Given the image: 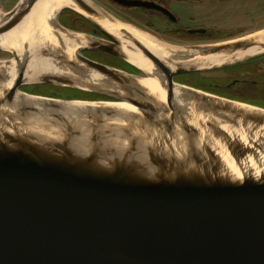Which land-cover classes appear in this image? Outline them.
<instances>
[{"label":"water","instance_id":"1","mask_svg":"<svg viewBox=\"0 0 264 264\" xmlns=\"http://www.w3.org/2000/svg\"><path fill=\"white\" fill-rule=\"evenodd\" d=\"M71 1L75 7L66 5L48 20L57 47L37 49L26 41L19 51L0 45V53L12 56L0 60V264H264V107L175 81L264 54V36L173 44L95 0ZM112 1L177 21L156 1ZM40 2L19 0L10 11L0 7V38L17 30ZM64 10L91 23L94 34L63 26ZM94 17L149 35L168 57L126 30L114 36ZM63 35L77 44L73 55ZM124 41L151 62L152 73L131 63ZM84 51L118 57L143 75L90 59ZM212 55L228 59L201 64ZM35 58L60 71L27 79L34 75L29 65ZM145 78L159 82L165 100L142 85ZM39 85L111 100L22 90ZM105 103H127L133 110ZM249 160L262 170L256 172Z\"/></svg>","mask_w":264,"mask_h":264},{"label":"rangeland","instance_id":"2","mask_svg":"<svg viewBox=\"0 0 264 264\" xmlns=\"http://www.w3.org/2000/svg\"><path fill=\"white\" fill-rule=\"evenodd\" d=\"M95 1L104 6V8L107 7L109 12L123 21L159 36L165 42L183 45L181 44V40L170 35H165L163 32L157 33L155 29L150 28L147 24L149 21H152V19L145 13L138 10L123 8L111 0ZM160 1H164L166 3L167 7L178 17L182 25H202L206 28H214L216 30V36L219 38H238L252 33L253 31L264 29V0ZM18 2L19 0H0V7L4 11H10L17 5ZM158 25V28H163L160 23H158ZM78 31L83 32V30ZM6 55L8 54L1 53L0 60H5L7 58ZM8 57L12 58L10 54ZM248 74L249 73L246 72L245 69L240 71V69L236 66L225 70L221 69L219 71H209L208 73L181 75L177 76L176 79L196 86L198 85L195 81L198 80L205 82L204 84L212 82L219 83L223 86L237 76L242 77L244 75L247 76ZM213 88L221 89V93L239 99L236 97L237 95L232 94L229 89L224 87ZM26 91L41 96H52L56 91L60 95L57 97L65 98H73V96L76 95L70 91H64L63 88H53L45 85L26 87Z\"/></svg>","mask_w":264,"mask_h":264},{"label":"bare ground","instance_id":"3","mask_svg":"<svg viewBox=\"0 0 264 264\" xmlns=\"http://www.w3.org/2000/svg\"><path fill=\"white\" fill-rule=\"evenodd\" d=\"M66 5H71L75 7V4L71 0H42V2L38 3L31 14L24 20V22L17 28V30L8 33L7 35L0 38V45L4 48H11L15 50L22 51L23 44L27 41L28 43H31L32 41L36 43V48L41 49L46 44H49L52 47H57L58 42L57 39L53 33V28L50 27L48 20L52 19L55 15V13L62 7ZM78 11L83 12L81 9H78ZM93 18V16H92ZM96 21H98L107 31H109L111 34H113L116 37H120V31L126 30L129 33H131L133 36H135L137 39L142 41L145 45H147L149 48H151L155 53L159 55L161 58H167V52L163 51V48L155 43V41L149 37V35L145 33H141L140 31H137L131 26L124 25L119 22H113L106 18H99L94 17ZM247 37H255L260 38L264 36V30H260L257 32H254L252 34L246 35ZM63 39L66 44L67 54L73 55L77 44H75L74 41H71L70 37L63 35ZM129 41H124L123 49L131 61L132 64L138 66L140 69L152 73L153 71V65L151 62H149L141 53L134 47H130ZM246 55V53L239 54ZM225 59H228V56L225 55H212L207 58H202L200 60L201 64L205 63H221ZM29 70L33 72L34 75H31L28 73L27 79L34 80L36 79V74L38 72L42 73H53V72H59L60 69L55 67L49 60L42 59L38 60L37 58L33 59L29 65ZM142 85L146 87L150 93L153 95H156L161 100H165V91L161 88L159 82L156 79L152 78H145L142 81ZM11 83V82H10ZM76 106H84L86 104H83L82 102H75ZM74 104V106H75ZM104 107L108 108H114V109H126L129 111H132L133 108L128 105L127 103H105L102 104ZM73 107V106H72ZM69 110H71V106L68 107ZM199 119H203L202 116L194 117L193 122H197ZM227 130H233L232 128H229L228 126H223ZM236 131V130H234ZM239 133L243 140L246 141L245 134L242 131H236ZM221 153L224 157V159L229 162V166L234 169L233 172L240 175V173L237 171L233 163L229 158H226V153L221 150ZM263 164H264V156L262 158ZM249 165L257 172L261 167H259V163H255L252 160H249ZM262 170V169H261Z\"/></svg>","mask_w":264,"mask_h":264},{"label":"flooded vegetation","instance_id":"4","mask_svg":"<svg viewBox=\"0 0 264 264\" xmlns=\"http://www.w3.org/2000/svg\"><path fill=\"white\" fill-rule=\"evenodd\" d=\"M151 1H156L160 5H163L167 9H169L164 1H160V0H151ZM115 4H117V3H115ZM117 5L121 6L119 4H117ZM121 7L127 8L124 6H121ZM105 8L108 10L107 7H105ZM127 9L138 10L140 12L145 13L146 15H148L152 19V21H149L147 24L150 28L155 29L157 33L163 32L165 35H170L172 37H175V38L181 40V44H183V45L210 44V43H216L219 41L234 39V37H232V38H226V37H220L219 38V37H217L216 36L217 35L216 30L214 28H206L202 25L184 26L180 23L178 17L170 9L169 10L177 17V21L171 20V18L167 14H164L163 12L158 11V10L145 9V8H127ZM68 11L69 10H64L61 13L60 23L70 30L78 31V30H76L70 26H67L61 20L63 18V16L68 18L69 21H71L73 19ZM75 18L78 19L79 17L76 16ZM80 22H82V21H80ZM158 23H160L163 28H158V26H159ZM89 24L91 25V26H89L90 30L89 31H83V32L92 35V34H94L93 31L95 28L91 23H89ZM192 30H205V32L204 33H198V32H193ZM261 30H263V29H261ZM257 31H260V30L253 31L252 33L257 32ZM148 33H150V32H148ZM252 33H249V34H252ZM150 34H152V33H150ZM95 35L97 37L102 38V39H106V40L108 39L102 33H96ZM152 35L155 36L156 38H158L159 40L160 39L162 40V38H160L159 36H156L154 34H152ZM244 36H246V35H244ZM244 36H241V37H244ZM196 41H201V42H196ZM82 53L85 56H87L88 58L93 59L95 61H99L103 64H106V65H109V66H112V67H115L118 69L125 70L129 73H133V74H137V75H143L141 72H139L136 69H135V71L127 69V66L123 64L125 62L118 57L111 56L108 54L91 52V51H84ZM6 56H7L6 59H9V57H8L9 54ZM236 66L238 69H240V71H243L245 69V71L248 72L249 74L247 76L244 75L242 77L237 76L233 80H231L230 82L226 83L223 86L219 83H212V82H209V84H204L205 82H201L200 80L195 81V83L198 85V86H196V85H193L190 83H186V82L177 80L176 79L177 76H175V81H177L178 83L196 88V89H200V90L215 94V95H219V96L231 98V99H236V100H241V101H245L241 98V96L245 97L248 94L259 95L260 91H264V54L257 56L251 60H248L245 63L235 65L232 67H236ZM228 68H231V67H227V68H224L222 70H225ZM216 71H219V70H216ZM201 73H205V72H193V73H187V74H181V75H192V74H201ZM181 75H178V76H181ZM199 85H202V86H199ZM45 86H47V85H45ZM50 87H53V86H50ZM213 87H224L226 89H229L231 91V93L234 95H237L236 97H238L239 99L228 96L227 94H223V93H221V89H218V88L214 89ZM53 88H57V87H53ZM22 90H24V88H22ZM25 91H26V87H25ZM56 96H59V94L57 93ZM109 100H111V99H109ZM245 102H248V101H245ZM249 103H252V102H249ZM252 104H256V103H252ZM256 105H259V104H256ZM259 106H262V105H259ZM262 107H264V106H262Z\"/></svg>","mask_w":264,"mask_h":264},{"label":"trees","instance_id":"5","mask_svg":"<svg viewBox=\"0 0 264 264\" xmlns=\"http://www.w3.org/2000/svg\"><path fill=\"white\" fill-rule=\"evenodd\" d=\"M181 1H198V0H181ZM68 12L70 13V15L72 16L73 19L71 21H69L68 18L63 17L62 18L63 23H65L67 26H70L76 30H83V31L84 30L85 31L90 30L89 26H91V25L89 24V22L87 20L82 18L79 14L75 13L74 11L69 10ZM76 16L79 17L81 20L79 18L78 19L75 18ZM80 21H82V22H80ZM123 64L127 66V69L135 71V68L131 67L130 65H128L126 63H123ZM63 90L64 91H70V92L76 94L73 96V98H68V99L78 98V99H87V100H89V99L90 100H109V98L104 97V96H100L97 94L81 92V91L71 90V89H63ZM241 98L245 101L256 103V104L264 106V91H260L259 95L248 94L245 97L241 96Z\"/></svg>","mask_w":264,"mask_h":264}]
</instances>
